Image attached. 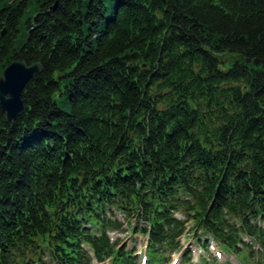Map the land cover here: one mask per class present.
Masks as SVG:
<instances>
[{
	"label": "trees",
	"instance_id": "1",
	"mask_svg": "<svg viewBox=\"0 0 264 264\" xmlns=\"http://www.w3.org/2000/svg\"><path fill=\"white\" fill-rule=\"evenodd\" d=\"M20 56L0 264H135L126 230L156 264L189 221L264 264V0H0V75Z\"/></svg>",
	"mask_w": 264,
	"mask_h": 264
},
{
	"label": "water",
	"instance_id": "2",
	"mask_svg": "<svg viewBox=\"0 0 264 264\" xmlns=\"http://www.w3.org/2000/svg\"><path fill=\"white\" fill-rule=\"evenodd\" d=\"M138 57V52H132L126 53L120 58L131 62L137 60ZM40 72L41 64L39 62L28 64L21 56L4 68L0 75V109L7 120H14L23 112L22 91L28 81Z\"/></svg>",
	"mask_w": 264,
	"mask_h": 264
},
{
	"label": "rangeland",
	"instance_id": "3",
	"mask_svg": "<svg viewBox=\"0 0 264 264\" xmlns=\"http://www.w3.org/2000/svg\"><path fill=\"white\" fill-rule=\"evenodd\" d=\"M218 59L221 62V65H223L225 62L229 63L232 61V57L228 54H219ZM177 215L183 216V214L179 213V212H177ZM118 218L121 221L123 220V217L121 215H119ZM192 225L193 224L190 221L186 223L185 232H184L182 238H180V239H182L181 243L183 244V246L185 245V243L190 242L191 244H189V245H190L191 249L193 248V246L198 248L197 249V255H195L193 257L194 262H191L192 264H204V262H203V260H201V258H205V260H206L205 264H223L226 261H229V262L232 261V259H234L237 262V264H254V262H252L251 260H247V262H244V263L239 262L235 256L232 255L233 256L232 257L231 254L229 255V254H225V253H222V256L220 258L217 257L216 261L214 263H212L215 254H213L211 252L209 246H210L211 241H214V240L210 239L208 236L207 237L203 236V238L201 240H204V239L208 240V250H205L204 248H206V246L202 247V245H201V249H200V247H198L197 244L194 243V242H196V239L194 238L193 233L196 231V229L192 228ZM198 233H199V231H198ZM111 234H113V239L123 240L122 244H124L123 246H124L125 250L132 251V255L136 256L135 264H139V258L141 255L144 254V252H143L144 251V242H145L144 237L140 236L138 234H132L131 235L127 232V230H126V232H113ZM216 244L219 245L218 243H216ZM217 249L220 250L219 247H217ZM180 255H181V252H174L171 254H169V252H166L164 254V257H166L167 259L164 262H160L159 264H170V260L174 256L180 257L179 258L180 260L177 262V264H186L184 262V256L181 257ZM47 259H48V263L52 264V261L50 260V258L47 257ZM100 264H110V262L106 261V262L100 263ZM146 264H152V262L151 261L149 262V260L147 259Z\"/></svg>",
	"mask_w": 264,
	"mask_h": 264
}]
</instances>
